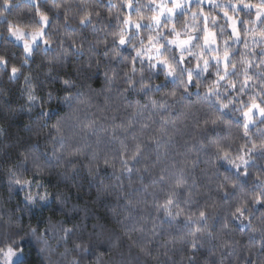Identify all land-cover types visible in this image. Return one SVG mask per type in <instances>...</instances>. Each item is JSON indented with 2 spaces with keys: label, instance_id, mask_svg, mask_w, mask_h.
<instances>
[{
  "label": "clouds",
  "instance_id": "clouds-1",
  "mask_svg": "<svg viewBox=\"0 0 264 264\" xmlns=\"http://www.w3.org/2000/svg\"><path fill=\"white\" fill-rule=\"evenodd\" d=\"M0 264H264V0H0Z\"/></svg>",
  "mask_w": 264,
  "mask_h": 264
}]
</instances>
